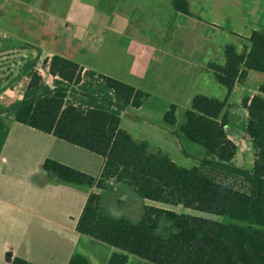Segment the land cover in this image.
<instances>
[{
    "label": "trees",
    "instance_id": "trees-1",
    "mask_svg": "<svg viewBox=\"0 0 264 264\" xmlns=\"http://www.w3.org/2000/svg\"><path fill=\"white\" fill-rule=\"evenodd\" d=\"M170 4L175 12L191 15L188 0ZM239 38L246 42L242 50L226 44L223 64H207L225 96L195 94L174 131L204 148V156L190 167L121 126L122 111L141 106L148 93L60 55L48 62L52 86L32 70L35 58L23 64L30 80L21 100L5 112L14 121L102 157L97 176L45 159L41 168L50 180L96 190L121 183L143 199L226 218L218 222L145 205L139 220L132 221L103 212L100 194L89 191L76 229L115 248L107 264H126L128 255L148 264H264V84L259 94L241 100L247 113L243 130L254 151L250 169L233 164L237 147L227 132L228 98L235 83H243L249 70L264 73V31ZM176 110L170 103L163 120L176 124ZM7 131V118L0 116V150ZM163 221L168 222L166 231L160 229ZM11 264L35 263L13 257ZM67 264L90 263L74 253Z\"/></svg>",
    "mask_w": 264,
    "mask_h": 264
},
{
    "label": "crops",
    "instance_id": "crops-1",
    "mask_svg": "<svg viewBox=\"0 0 264 264\" xmlns=\"http://www.w3.org/2000/svg\"><path fill=\"white\" fill-rule=\"evenodd\" d=\"M208 1L196 0L191 4L188 0L191 15L175 12L170 2H164L172 20L167 32L162 29L154 35V42L153 38L151 41L141 36L140 27L145 25L146 16L142 13L144 17L139 18L143 21L138 19L132 23L128 8L122 9L127 2H110L112 9L107 4L98 8L94 2L78 0L67 2L64 7L57 0H0V61L8 70L6 75L9 76L4 77H8L10 92L8 103L0 105V116H5L8 121V131L0 150V264H11L13 257L35 264H67L74 253L85 256L90 264H107L115 248L76 229L89 191L100 194L103 212L113 217L137 221L145 205L159 207L156 204L159 202L139 197L125 184L110 182L105 189L96 190L48 178L41 168L45 159L97 176L102 157L14 121L9 112H5L11 104L21 100L30 80L28 72L22 71L25 61L35 58L32 70L40 71L42 80L49 86H52L53 77L48 73V62L51 56L60 55L84 69L114 77L148 93L141 106L122 111L121 126L134 137L168 152L174 160L172 152L177 155L174 151L179 152L181 144L190 141L181 133L174 134L184 120V110L176 124L165 122L163 113L170 103L177 105L176 94L184 93L185 87L195 81L200 72L208 70L207 64L214 62L206 61L204 57L214 26L227 23L230 33L238 41L239 36L248 37L253 30L264 31V0ZM225 1L236 2L235 8L232 5L238 14L234 23L226 13L222 14L221 22L207 15L213 7L225 5ZM159 3L149 2V5L153 7ZM138 7V3H133L129 11H137ZM116 16L123 19L122 24L116 22ZM177 29L183 30V45L174 47ZM192 35L203 41V48L191 47ZM98 38L103 44L96 51ZM165 44L168 49L160 47ZM16 53L19 58L15 57ZM245 81L235 83L231 93L239 87L242 89ZM244 91L239 105L228 110L227 132L237 147L233 164L250 169L254 151L243 130L247 119L246 109L241 105ZM254 94H259L258 88L247 96ZM3 99L2 95L0 100ZM240 110L242 113L239 114ZM200 147L195 153L186 154L181 147L180 153L186 157L191 153L203 157L204 148ZM130 262L148 264L134 255H128L126 264Z\"/></svg>",
    "mask_w": 264,
    "mask_h": 264
},
{
    "label": "rangeland",
    "instance_id": "rangeland-1",
    "mask_svg": "<svg viewBox=\"0 0 264 264\" xmlns=\"http://www.w3.org/2000/svg\"><path fill=\"white\" fill-rule=\"evenodd\" d=\"M33 2H38L39 0H32ZM79 2H88L89 4L91 3H95L96 7L100 8L103 5L107 4L108 6H110L112 9L113 7L111 6L110 2H127L126 4H124L125 6H122V9H127L128 11L127 13H131V21L133 23V21L141 19L139 18V16H143L142 13L146 16V21H145V25L140 27V31H141V36L143 37H148L149 39L152 38L154 40V42H156L155 36L158 32H162L165 31L167 32L168 29L170 28L169 23L172 20V18L170 17V13L169 11L166 9L168 8L164 2H170V0H110V1H106L109 3H106L104 0H78ZM57 2H62L63 7L66 5L67 2H73V0H57ZM149 2H160L159 5L157 6H150ZM191 4L193 2H196V0H190ZM205 2V1H204ZM208 2H214V0H210ZM225 1V5H222L220 7L217 6V8L213 7V11L212 12H207V15L214 19L217 18L218 21H222V14L226 13L229 15V17L231 18V22L234 23L233 21H236V19H238V14L234 11V8L236 6V2H227ZM133 3H138L139 7L137 8V11H129L130 5H132ZM240 3V2H238ZM234 5V8L233 6ZM106 7V6H105ZM244 9H246V7H243ZM200 10V9H198ZM144 17V16H143ZM116 22L122 24L123 23V19L120 16H116ZM109 19V15L107 18V21ZM224 20V19H223ZM143 21V20H142ZM217 23V22H214ZM242 23V22H240ZM227 23H221L219 25L221 26H214V30L212 33V37L210 38V40L208 41V44L206 45L205 49H206V56L205 59L206 61H214L218 64H223L224 62V54H223V47L226 44H234L236 46V48L238 50H242L243 45L246 44L245 41L243 40H236V36L232 33H230V27L229 25H226ZM244 23H242L243 25ZM145 28V29H144ZM163 29V30H162ZM162 30V31H161ZM124 31V30H123ZM129 31V28H128ZM185 31V29H184ZM130 33V32H128ZM186 33V31H185ZM98 35L101 36V32H98ZM155 35V36H154ZM176 40H175V46L178 47L179 45H183V30L177 29L176 33L174 34ZM182 37V38H181ZM190 43H191V47H199V46H203V41L202 40H197L194 39L193 35L190 38ZM103 44V40H101L100 38H98L95 41V50L97 51V49L101 48ZM105 44V43H104ZM122 47V46H121ZM160 47H162L163 49H168L169 46L168 44L165 45H161ZM204 47V46H203ZM202 47V48H203ZM204 55V54H202ZM19 55L16 53L15 57H18ZM13 60V59H12ZM11 60V61H12ZM8 72V70L6 69V67L2 64V61H0V94H2L4 96L3 100H0V105H4L6 103H8V97L10 95V92L8 91V77H4V76H9L6 75V73ZM264 84V73L262 72H258V71H249V74L246 78V81L244 83V86L242 89H240V87L238 89H235L231 95H230V102H229V107L234 108L235 105H239V101L241 99V95L242 92L244 91L243 95H249L251 92L256 91L257 88ZM180 94H176V99H177V110H176V116L177 119H181L182 116V112L183 110L187 109L190 106V97L194 94H203V95H207L210 97H215L218 99H222L225 96L226 93V89L220 85L214 78L213 73L210 70H206L203 72H200L198 74V77L195 81H192L190 83V85H188L187 87H185V92H179ZM240 109V107H239ZM242 113V110L239 111V114ZM237 121L239 120V116L236 118ZM239 125V123L237 124ZM182 149H184V151L187 152H196L198 150L201 149V147L191 141H185L181 144ZM180 147V148H181ZM180 148H178L179 152L174 151L175 153H177V155H174V153L172 152L173 155V159L174 161L184 167H190L193 164L196 163V159L201 158L200 156L198 157L197 154H192L190 155V157H186L185 155H183L182 153H180ZM170 155V154H169ZM149 204H153V202H148ZM158 204V206L160 208H164V209H168L171 210L175 213H184V214H188L191 216H197V217H203V218H207V219H211L214 221H226V218H224L223 216L220 215H216V214H211V213H207V212H203V211H199V210H195V209H191V208H185L181 205H170V204H165V203H156ZM168 222L163 221L160 225V229L161 231H166L168 229ZM129 264H135L134 262H130Z\"/></svg>",
    "mask_w": 264,
    "mask_h": 264
},
{
    "label": "built area",
    "instance_id": "built-area-1",
    "mask_svg": "<svg viewBox=\"0 0 264 264\" xmlns=\"http://www.w3.org/2000/svg\"><path fill=\"white\" fill-rule=\"evenodd\" d=\"M38 72V74L40 75V71H37ZM41 76V75H40ZM0 98H2V95H0Z\"/></svg>",
    "mask_w": 264,
    "mask_h": 264
},
{
    "label": "water",
    "instance_id": "water-1",
    "mask_svg": "<svg viewBox=\"0 0 264 264\" xmlns=\"http://www.w3.org/2000/svg\"><path fill=\"white\" fill-rule=\"evenodd\" d=\"M140 197V196H139Z\"/></svg>",
    "mask_w": 264,
    "mask_h": 264
}]
</instances>
